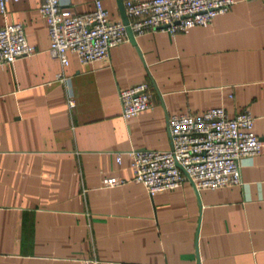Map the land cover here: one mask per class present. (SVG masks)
<instances>
[{"label":"crops","instance_id":"1","mask_svg":"<svg viewBox=\"0 0 264 264\" xmlns=\"http://www.w3.org/2000/svg\"><path fill=\"white\" fill-rule=\"evenodd\" d=\"M41 1L0 12V27L20 22L35 48L0 66V264H264V154L241 160L238 185L197 191L186 180L152 196L131 180L129 154L168 150V116L215 107L247 109L264 142V0L127 38L84 65L68 54L65 67L48 52ZM100 1L121 21L118 0ZM143 82L153 107L124 119L119 91Z\"/></svg>","mask_w":264,"mask_h":264},{"label":"built area","instance_id":"2","mask_svg":"<svg viewBox=\"0 0 264 264\" xmlns=\"http://www.w3.org/2000/svg\"><path fill=\"white\" fill-rule=\"evenodd\" d=\"M7 1L10 0H0L3 15ZM234 3V0H125L123 7L127 26L137 36L155 29L175 34L210 24ZM39 13L49 35L48 52L62 67L68 64V54L75 55L79 64L84 65L107 58L111 48L127 41L126 25L120 20H110L100 0H94V9L83 14L64 9L59 0H42ZM34 52L20 22L0 27V66ZM119 101L124 119L152 108L150 85L143 82L120 90ZM67 103L69 108L75 105L71 98ZM167 121L171 140L168 150L129 153L131 180L142 184L150 196L173 190L188 179L197 191L238 185L241 160L264 154V142L254 134V118L247 109L228 116L223 107H215L199 115L172 114ZM124 182L118 180L119 184Z\"/></svg>","mask_w":264,"mask_h":264},{"label":"water","instance_id":"3","mask_svg":"<svg viewBox=\"0 0 264 264\" xmlns=\"http://www.w3.org/2000/svg\"><path fill=\"white\" fill-rule=\"evenodd\" d=\"M118 7H119V11H120V19H121V22L126 25V33H127V38L129 39L130 42H133L134 41V36L133 34L131 33V30L130 28L127 26L128 24V20H127V17L125 15V11H124V7H123V3L121 0H118ZM190 182L191 180L188 179Z\"/></svg>","mask_w":264,"mask_h":264}]
</instances>
